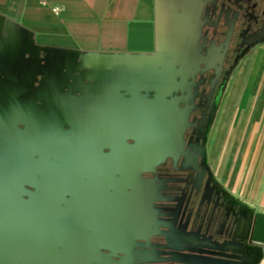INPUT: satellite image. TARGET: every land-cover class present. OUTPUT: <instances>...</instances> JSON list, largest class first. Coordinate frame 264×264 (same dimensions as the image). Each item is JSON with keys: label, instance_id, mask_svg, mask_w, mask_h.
Instances as JSON below:
<instances>
[{"label": "flooded vegetation", "instance_id": "obj_1", "mask_svg": "<svg viewBox=\"0 0 264 264\" xmlns=\"http://www.w3.org/2000/svg\"><path fill=\"white\" fill-rule=\"evenodd\" d=\"M193 21L184 67L162 92L164 107L174 111L176 120L169 121L167 114L153 117L147 104L153 93L136 97L113 89L121 84L118 78L107 80L104 89L62 92L67 97L64 122L73 128L64 131L81 138L73 139L74 144L51 145L48 168L35 169L1 188L0 264L15 262L14 246L19 242L17 237L8 241L5 230H13L22 215L37 220L41 213L52 229L56 222H69L64 227L69 238L47 244L56 255L78 250L77 264H140L141 260L172 264L167 261L171 253L167 247L181 250L182 246L166 243V227L171 238L199 232L220 243L230 241L238 207L208 175L202 156L205 128L228 71L264 42V0H198ZM185 112L183 147L174 149V158L157 162L160 156L152 154L151 141L136 145L122 137L121 130L154 128L178 141L179 119ZM55 117L51 107V128ZM197 175L201 183L194 182ZM182 185H194L200 195L198 207L192 206ZM94 226L109 230L97 237Z\"/></svg>", "mask_w": 264, "mask_h": 264}, {"label": "crops", "instance_id": "obj_2", "mask_svg": "<svg viewBox=\"0 0 264 264\" xmlns=\"http://www.w3.org/2000/svg\"><path fill=\"white\" fill-rule=\"evenodd\" d=\"M197 2L0 0V101L31 96L57 106L66 101L63 91L104 89L112 78L121 81L113 87L119 92L149 94L162 86V93L186 61ZM233 68L209 162L249 231L213 259L264 264V42ZM238 247L244 253L231 250Z\"/></svg>", "mask_w": 264, "mask_h": 264}, {"label": "water", "instance_id": "obj_3", "mask_svg": "<svg viewBox=\"0 0 264 264\" xmlns=\"http://www.w3.org/2000/svg\"><path fill=\"white\" fill-rule=\"evenodd\" d=\"M192 35V33H191ZM191 38V36H190ZM188 52V48H187ZM184 66L178 65V71L180 72ZM179 77V76H178ZM42 80L40 86L42 85ZM157 84H162L157 82ZM160 88H153L150 91L154 94L151 100L148 101V105L152 106V113L154 118H158L160 114H167L168 120H176L173 112L169 107H164L165 94L160 93ZM159 89V90H158ZM126 96H129L125 90H121ZM136 97H140L139 88H135ZM145 93L147 91L142 90ZM159 94V95H158ZM130 97H132L130 95ZM34 98L26 96L21 100H12L4 98V102L0 101V190L2 187H7L18 182V180L27 177L29 172L31 173L35 169L43 170L50 166L49 160L51 159V145L64 146L67 142L70 144L74 140H79L81 134H70L65 132L64 128H68L70 131L73 129L70 124L64 122V110L65 101L59 100L60 106H51V98L48 101L41 102L40 106H36ZM55 105V104H54ZM51 107L55 109L56 117L52 120L51 128ZM187 112L184 113L179 126L178 141L173 139V135L166 134L163 136L159 133V130L154 128H139L121 130L125 132L123 138H128L135 141V144H144L146 141L152 142V154L159 155L160 159L157 162L163 161L168 157H175L173 155L174 149H182L181 134L187 124ZM152 118V119H154ZM21 127V128H19ZM52 131V132H51ZM80 131V130H79ZM121 137V138H122ZM181 139V141H180ZM37 157V160L34 158ZM194 182L201 183L199 175L196 176ZM237 220L235 221V228L233 236H237L238 233L246 231L248 235L249 224H243V215L240 208L236 214ZM188 220L185 225L188 224ZM246 226V227H245ZM167 234L165 236L166 243L179 242L182 246L181 250H175L172 247H167L171 251L169 253V259L167 260L172 264H234L232 258L225 257V259H213L214 256L218 258H224V253L229 251L226 248L228 243L214 242L211 238H206L205 235L200 236L197 232L195 236L193 234L188 235H176L173 238L170 236V227H166ZM185 230V229H183ZM167 235H170L167 237ZM246 235V236H247ZM198 236V237H197ZM196 238V241L193 239ZM122 244L126 241H120ZM118 243V242H117ZM212 245H210V244ZM233 252L244 253V248L238 247L237 249H231ZM182 251H189V254H183ZM127 255V254H125ZM138 263H147L139 261Z\"/></svg>", "mask_w": 264, "mask_h": 264}, {"label": "rangeland", "instance_id": "obj_4", "mask_svg": "<svg viewBox=\"0 0 264 264\" xmlns=\"http://www.w3.org/2000/svg\"><path fill=\"white\" fill-rule=\"evenodd\" d=\"M233 72L234 68L232 70L230 69L221 83V92L217 97L214 109L211 112V115L207 122V126L205 128L204 147L202 152L208 175L215 186H217L221 191H223V188L220 184H218V182H216L210 166L209 157L211 152L209 149V145L210 147H212L214 144V140H210V138L213 132L216 130V124L222 116L221 112L224 102V91L228 87L230 75ZM217 154L218 156H222L223 149H219L217 151ZM182 187L183 191H185V193L191 199L192 206L198 207L200 195H198V191H194V185H192L191 188H189L188 186L185 187L184 185H182ZM32 217L22 215L16 220V224L12 226L13 230H5L4 232L7 234L8 241H13L15 237H17L19 240L18 244L14 246L16 259L14 260L15 262H13V264H77L80 261L81 257L78 253V250L76 251L74 249H66L65 254L56 255L52 251L51 246L47 244L50 243L49 241H51V239L65 237L69 238L66 232H64V227H67L66 222L69 223L68 221L64 223V221L61 219L62 223L56 222V228L52 229L51 224H46L47 219L44 213H41L37 220L31 219ZM77 229L80 228L78 227ZM93 230L94 235L100 237L102 236V234L105 235V233H107V230L109 229L106 226L100 228L99 226H94ZM78 232L80 233V230ZM11 235H13L14 237H12ZM76 236L79 237L78 235ZM24 237H27V239H25ZM44 242L46 243L45 246L42 245ZM91 244L94 243L89 242L88 245ZM87 248L89 249L90 246H88ZM82 250L84 251V248H82Z\"/></svg>", "mask_w": 264, "mask_h": 264}]
</instances>
